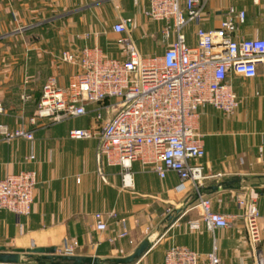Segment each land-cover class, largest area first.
Masks as SVG:
<instances>
[{
	"label": "crops",
	"instance_id": "crops-1",
	"mask_svg": "<svg viewBox=\"0 0 264 264\" xmlns=\"http://www.w3.org/2000/svg\"><path fill=\"white\" fill-rule=\"evenodd\" d=\"M231 5L247 11L237 36L264 37V0H206L201 22L184 28L187 41L197 42L199 25L218 26ZM148 6L149 0H0V100L6 108L0 122L34 131L32 140L0 139V177L28 168L36 169L38 176L28 215L0 209V251L3 245L8 250L59 247L75 238L74 253L124 256L147 237L151 246L130 264H165V252L172 243L199 251L200 264H207L214 245L222 264H256L258 252L264 251V238L250 242L242 216L230 226L208 229L200 208L194 206L193 181L179 185L181 179L174 170L161 177L135 160L134 185L125 187L121 167L107 163L96 138L68 134L72 127L94 125L99 103H89L86 115L61 121L48 115H37L36 122L30 119L37 112L47 77L55 74L60 86L67 87L79 70L77 61L59 58L64 49L78 52L84 45L99 44L107 54L124 57L117 38L130 35L143 55L162 54L168 45L163 41L164 21L147 17ZM121 20L127 21L128 30L119 33L113 24ZM174 37L172 33L170 40ZM228 79L241 99L237 109L225 113L206 104L193 117L205 140L206 153L198 159L204 173H222L206 178L202 194L211 198L213 209L239 214L243 206L237 195L255 197L264 235V61L256 76L232 71ZM31 153L34 159L29 158ZM238 177L241 180L233 186L211 187ZM99 211L107 219L105 230L96 227ZM125 229L128 235L120 237ZM23 264L53 263L31 258Z\"/></svg>",
	"mask_w": 264,
	"mask_h": 264
},
{
	"label": "built area",
	"instance_id": "built-area-1",
	"mask_svg": "<svg viewBox=\"0 0 264 264\" xmlns=\"http://www.w3.org/2000/svg\"><path fill=\"white\" fill-rule=\"evenodd\" d=\"M205 5L206 0H186L184 4L181 0H149L145 15L164 21L163 41L168 45L162 54L143 55L130 35L117 38L124 57L107 54L99 44L84 45L78 52L62 50L59 58L77 61L79 70L71 75L67 87L60 86L57 75L47 77L31 121L36 122L37 115H48L55 121L86 115L90 112L89 103H99L94 110L96 123L72 127L68 134L71 138H96L98 151L107 163L121 167L125 187L134 185L135 160L161 177L169 170L176 171L181 179L179 185L184 186L190 179L195 191L204 186L207 177L222 176L221 172L204 173V165L198 159L206 153L205 140L193 117L206 104L225 113L237 109L241 99L228 76L232 71L246 77L257 75L258 66L264 61V37L237 36L247 11L231 5L218 26L199 25L197 42L189 43L184 28L191 22H201ZM113 29L119 33L127 31V21L115 22ZM172 33L175 37L170 40ZM5 110L0 100V113ZM16 137L32 140L34 131L0 122L1 140ZM29 158L34 159L35 154ZM37 183L34 168L0 177V209L28 215ZM237 200L243 206L240 214L213 209L211 198L203 194L194 206L200 208L208 229L230 226L242 216L250 242L262 241L256 198L242 193ZM95 216L97 229L105 230L108 223L103 212H96ZM128 233L125 229L118 235ZM77 246L78 240L72 238L57 251L72 254ZM207 255V264H222L215 245ZM165 264H200V253L188 245L172 243L166 249ZM256 264H264V251L258 252Z\"/></svg>",
	"mask_w": 264,
	"mask_h": 264
},
{
	"label": "water",
	"instance_id": "water-1",
	"mask_svg": "<svg viewBox=\"0 0 264 264\" xmlns=\"http://www.w3.org/2000/svg\"><path fill=\"white\" fill-rule=\"evenodd\" d=\"M241 178L229 179L219 181L212 188H217L219 185L231 184L240 181ZM203 187L195 191V199H198L200 194L203 193ZM152 241L150 238H145L135 249L128 255L124 256H108L102 257L100 255H84L77 253H59L57 245L49 246H35L29 248L16 247L8 250L6 246H2L0 251V262L23 264L28 262L29 259H37L40 263H46L49 260L53 264H130L141 257V255L151 246Z\"/></svg>",
	"mask_w": 264,
	"mask_h": 264
},
{
	"label": "rangeland",
	"instance_id": "rangeland-1",
	"mask_svg": "<svg viewBox=\"0 0 264 264\" xmlns=\"http://www.w3.org/2000/svg\"><path fill=\"white\" fill-rule=\"evenodd\" d=\"M115 99V98H114ZM119 99V98H118ZM105 114H106V111L104 110Z\"/></svg>",
	"mask_w": 264,
	"mask_h": 264
},
{
	"label": "trees",
	"instance_id": "trees-1",
	"mask_svg": "<svg viewBox=\"0 0 264 264\" xmlns=\"http://www.w3.org/2000/svg\"><path fill=\"white\" fill-rule=\"evenodd\" d=\"M107 263V262H106Z\"/></svg>",
	"mask_w": 264,
	"mask_h": 264
}]
</instances>
